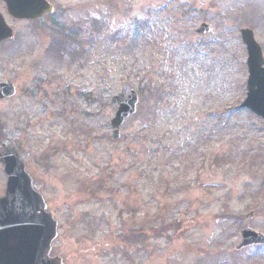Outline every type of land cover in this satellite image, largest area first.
<instances>
[{"label": "rangeland", "instance_id": "rangeland-1", "mask_svg": "<svg viewBox=\"0 0 264 264\" xmlns=\"http://www.w3.org/2000/svg\"><path fill=\"white\" fill-rule=\"evenodd\" d=\"M48 1L55 15L1 50L0 83L18 94L0 107V152H21L56 213L53 254L264 264V245L237 250L243 230L264 235V120L241 108V30L264 47V0ZM132 91L138 111L113 140L110 104ZM6 184L0 164V197Z\"/></svg>", "mask_w": 264, "mask_h": 264}, {"label": "water", "instance_id": "water-1", "mask_svg": "<svg viewBox=\"0 0 264 264\" xmlns=\"http://www.w3.org/2000/svg\"><path fill=\"white\" fill-rule=\"evenodd\" d=\"M11 16L19 20H36L54 13V8L44 0H2ZM210 27L203 24L196 34H205ZM248 52V94L242 109L264 120V55L249 29L241 31ZM13 38V32L0 16V41ZM16 87L7 82L1 85L0 101L16 95ZM138 93L114 97L111 106L119 105L109 125L114 130L113 140L121 137L120 129L136 114ZM0 162L8 181L5 196L0 198V264H65L59 256H52V244L58 237V222L48 212L43 196L35 190L34 180L26 171L22 155L14 147L0 153ZM251 213L247 218H252ZM243 241L237 250L264 245V235L245 229Z\"/></svg>", "mask_w": 264, "mask_h": 264}, {"label": "flooded vegetation", "instance_id": "flooded-vegetation-1", "mask_svg": "<svg viewBox=\"0 0 264 264\" xmlns=\"http://www.w3.org/2000/svg\"><path fill=\"white\" fill-rule=\"evenodd\" d=\"M1 4L5 6V11H6L5 16L2 14ZM1 15H2L3 18H4V22H5L6 26H7L8 28H10V29L13 31L15 37H14L13 40L0 41V56H1V50L4 49L7 45L12 44V43L15 41V39H16V37H17V35H18V31H17V27H18V26H22V25H24V26H28V27L31 28V26H32L33 24H36V23H38V22H40V21H43V20H46V19L49 18V17H45V18L41 19L40 21H30V20H29V21H22V20L15 19L14 17H12V16L8 13V10H7V6H6V4H5L3 1L0 0V16H1ZM263 49H264V48H263ZM7 81H8V80H7ZM5 82H6V81H5ZM3 83H4V82H3ZM0 85H1V83H0ZM0 87H1V86H0ZM0 90H1V88H0ZM4 103H6V102H1V103H0V107H1V105L4 104Z\"/></svg>", "mask_w": 264, "mask_h": 264}, {"label": "trees", "instance_id": "trees-1", "mask_svg": "<svg viewBox=\"0 0 264 264\" xmlns=\"http://www.w3.org/2000/svg\"><path fill=\"white\" fill-rule=\"evenodd\" d=\"M67 36H68V38L69 39H73L74 41H75V45H77L78 46V49L79 48H81V51L80 50H77V52H78V54L79 55H82L83 54V50H82V46H83V42L81 41V42H79V43H76V41H77V39H75V37L76 36H78L76 33H70V34H67ZM73 44V43H72ZM71 44V45H72ZM65 47H67V46H65ZM67 49V48H66ZM74 54V53H73ZM80 57V56H79ZM1 132V131H0ZM1 135V134H0Z\"/></svg>", "mask_w": 264, "mask_h": 264}]
</instances>
